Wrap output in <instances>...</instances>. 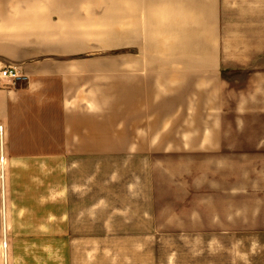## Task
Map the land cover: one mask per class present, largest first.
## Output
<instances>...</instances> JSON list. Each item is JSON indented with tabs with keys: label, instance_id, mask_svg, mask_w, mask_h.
<instances>
[{
	"label": "rangeland",
	"instance_id": "374dc122",
	"mask_svg": "<svg viewBox=\"0 0 264 264\" xmlns=\"http://www.w3.org/2000/svg\"><path fill=\"white\" fill-rule=\"evenodd\" d=\"M160 2L167 12L168 0L17 3L34 24L47 15L34 37L62 80L42 93L48 114L32 115L50 144L5 136L2 254L12 220L33 264H264V82L228 75L196 121L184 109L202 99L144 72ZM228 5L246 16L233 9L247 2Z\"/></svg>",
	"mask_w": 264,
	"mask_h": 264
},
{
	"label": "crops",
	"instance_id": "0c3cea01",
	"mask_svg": "<svg viewBox=\"0 0 264 264\" xmlns=\"http://www.w3.org/2000/svg\"><path fill=\"white\" fill-rule=\"evenodd\" d=\"M31 1L0 0V71L14 67L27 78L14 82L0 77V125L5 128L10 146L50 144L45 141L48 135L43 133L47 127L31 126L32 115L48 114L52 101L42 93L48 91L50 81L62 80L49 74L48 58L42 57L43 51L47 56V47L34 37L44 29L47 32V15L34 24L31 10L18 9V2ZM229 1L168 0V11L162 9L164 3L160 2V13L153 20V47L150 51L146 49L150 56L143 58L144 72L153 74L156 81L170 83V91L173 83H178L185 98L202 99L200 106L195 102L184 109L191 116L195 114L196 121L203 122L204 118L209 122L206 116L213 110L208 101L211 98L214 104L219 102L228 75L245 73L253 76L249 81L264 82V0H238L247 2L244 9H237L239 5L233 9L246 14L243 17L232 16ZM153 2L157 8V0ZM135 62L139 75L142 59ZM122 63L124 68V60ZM2 191V199L7 202L10 190L4 185ZM10 226L9 249L3 254L0 235V264H5L4 260L7 264H33L32 240L17 239L12 220Z\"/></svg>",
	"mask_w": 264,
	"mask_h": 264
},
{
	"label": "built area",
	"instance_id": "2783aa9c",
	"mask_svg": "<svg viewBox=\"0 0 264 264\" xmlns=\"http://www.w3.org/2000/svg\"><path fill=\"white\" fill-rule=\"evenodd\" d=\"M0 77L14 82L25 81L26 77L20 75L19 71L14 67H8L0 71ZM6 131L4 126L0 125V190L4 188L6 181V167H7V155H6Z\"/></svg>",
	"mask_w": 264,
	"mask_h": 264
},
{
	"label": "bare ground",
	"instance_id": "6f19581e",
	"mask_svg": "<svg viewBox=\"0 0 264 264\" xmlns=\"http://www.w3.org/2000/svg\"><path fill=\"white\" fill-rule=\"evenodd\" d=\"M4 248H7V244L6 245L4 244Z\"/></svg>",
	"mask_w": 264,
	"mask_h": 264
}]
</instances>
